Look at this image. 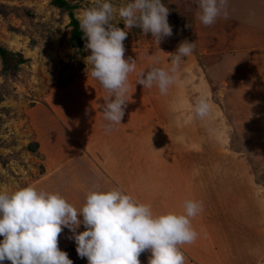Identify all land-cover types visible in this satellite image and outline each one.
<instances>
[{"label":"rangeland","instance_id":"obj_1","mask_svg":"<svg viewBox=\"0 0 264 264\" xmlns=\"http://www.w3.org/2000/svg\"><path fill=\"white\" fill-rule=\"evenodd\" d=\"M70 1L78 4L77 17L94 3ZM231 1L237 4L234 10L225 8L227 16L222 12L212 25L205 26L198 19L196 0H162L169 9L173 35L159 45L151 33L144 34L138 27L125 29L116 15L113 22L128 33L123 42L125 59H135L136 70L128 76L122 123L108 131L102 109L111 93L91 76L92 66L86 63L91 51L85 50V43L80 52L70 44L67 12L50 0H0V45L25 57L17 67L4 70L0 61V192L31 185L56 193L57 155L52 140L54 135L55 140L62 133L67 136L64 124L71 131L76 129L75 136L96 130L98 138L133 125L139 129L150 126L140 134V148L156 144L151 166L165 159L173 174L180 177L169 191L186 192L182 190L187 188L189 196L199 191L203 209L212 207L211 214L210 208L205 212L212 216L214 226H220L219 246H180L185 264H264V54H253L246 48L255 43L264 45V5L255 0L251 5L246 0ZM109 2L118 8L129 0ZM246 10L248 24L259 28L252 29V37L258 31L253 38L241 28ZM189 24L191 27H185ZM185 39L195 43V50L182 58L167 94L162 95L155 84L144 88L137 83L141 71L151 67L169 70L171 57ZM201 95L212 106L211 114L204 118L194 112ZM65 102L74 105L71 118V106ZM95 133L89 136L92 140H96ZM143 157L141 151L134 164L141 163V171L146 166ZM66 158L64 152L59 157ZM90 160L97 163L93 168L100 167L98 159ZM122 165L120 162V173L114 167L112 174L124 185L123 178L130 180L135 175H127ZM183 175H187L186 181ZM140 177L144 175L139 176L142 184L145 179ZM95 187H100L99 180L90 173L82 190L75 182L70 185L65 199L81 209L86 194ZM157 206L163 209L162 204ZM231 209L235 216L229 218L227 211L232 213ZM199 232L205 238L210 235L207 229ZM68 236L64 228L58 238L60 250L68 253L73 264H88ZM149 256V251L142 253L141 264H148Z\"/></svg>","mask_w":264,"mask_h":264},{"label":"clouds","instance_id":"obj_2","mask_svg":"<svg viewBox=\"0 0 264 264\" xmlns=\"http://www.w3.org/2000/svg\"><path fill=\"white\" fill-rule=\"evenodd\" d=\"M196 2L198 19L205 26L212 25L222 12L227 16L226 0ZM116 15L125 29L138 27L144 34L151 33L158 45L173 35L169 9L162 0H129L118 8L109 0H94L92 7L80 12L85 50L91 51L86 63L92 66L91 76L111 93L102 109L108 131L121 124L125 116L128 76L136 70V60L125 59L123 42L128 33L113 22ZM194 50V42L181 41L169 70L151 67L141 71L137 83L144 88L155 84L162 95L167 94L182 58ZM194 112L200 118L211 114L207 97L196 99ZM183 207L182 214H154L150 205L119 188L95 187L86 194L79 210L60 193L37 190L31 185L10 193L0 192V264L5 260L11 264H73L68 253L58 246L64 228L69 229L68 239L75 241L79 257L87 258L88 264H141L139 257L146 251L150 252L148 264H185L180 246L197 240L192 218L202 211V204L186 200ZM81 224L86 230L79 232Z\"/></svg>","mask_w":264,"mask_h":264},{"label":"crops","instance_id":"obj_3","mask_svg":"<svg viewBox=\"0 0 264 264\" xmlns=\"http://www.w3.org/2000/svg\"><path fill=\"white\" fill-rule=\"evenodd\" d=\"M231 0H226V6L227 7H233V10L237 7V4H235ZM248 5L253 4L252 0H246ZM261 2V5H264V0H255ZM241 5V4H238ZM244 14V13H243ZM246 20H242V26L241 28L244 29V33L248 34L250 36L249 38H253L255 33L258 31H254L253 37L251 32L252 29H259L254 28L253 25L248 24V16H249V10L245 11ZM243 19V18H242ZM241 32V31H240ZM239 32V33H240ZM252 42V41H251ZM251 49L253 54H264V45L263 44H253V46L246 47ZM261 62V61H260ZM262 63V62H261ZM263 64V63H262ZM264 65V64H263ZM66 105L71 106L65 102ZM73 106L69 107L71 108L69 118L72 117L73 113ZM73 109V110H72ZM135 118V117H134ZM122 123V121H121ZM136 123L138 124V118L136 119ZM66 128L65 134L62 133L61 136L55 140V135L53 138L54 143V150L55 155H57L56 161H55V186L59 189L57 190L55 187V192L60 193L64 198L69 195L68 191L70 188V185L75 182L81 190L83 189V183L86 179V177L89 176L90 173L95 175L97 179L99 180V186L103 187V189H110V188H119L125 192V194L131 195L133 198L137 199L139 202L148 204L151 206L152 211L154 214H160V213H166L169 211L176 212L178 214H182L184 212V201L189 200L191 198L194 201L202 202L200 201L199 197V191L198 193L192 192V194L189 196L186 192H179V190L169 191L170 187L173 183H176L177 179H180V177H177L173 174L172 169L170 166H167L168 163H166V160L163 159L162 161H154V163H157V166L152 167L151 162L152 158L156 153L155 149V143L154 145L147 146L145 148H140V134L145 131L146 128H150V126H142L141 129H139V126H135L131 129L125 128L124 130H116L115 133H110L109 135H103V137L100 136L98 138L94 132L85 133L82 136V134H78L81 132H78L75 136L74 129L71 131V128L67 126V124L63 125ZM95 133V139L92 140L91 137H89L91 134ZM149 134V133H148ZM72 136V137H70ZM149 137V135H148ZM69 138L70 141L67 139ZM72 138V139H71ZM76 139V140H75ZM75 141V143L72 142ZM67 145H72L73 148L68 147ZM71 146V147H72ZM56 147V149H55ZM67 148V149H66ZM64 150V151H63ZM142 151V154H144L145 157H143L145 160L142 161V164L146 165L144 169L141 171V163L134 165L136 161L139 159V153ZM64 153H67L66 161H63L62 159H59V157H62ZM94 160L100 161V167H97V169L93 168L92 165H96L97 163H94L90 160V158ZM131 158L133 161L130 160V162H127L125 158ZM135 161V162H134ZM120 162L123 164L124 168L127 171V175L132 176L133 174L135 177H132L130 180H127V178H123L126 180H122L126 182L124 185L121 183L122 181L120 179H116L113 174V168L115 167L116 173H120ZM135 167V170L134 168ZM140 167V168H139ZM174 168V167H173ZM157 174L158 176H156ZM144 175V178L140 177L141 179H145L142 184H140L139 176ZM187 175H183L182 179L185 181L187 180ZM184 181V182H185ZM109 182V185H107ZM112 182H119L118 185H113ZM132 184H131V183ZM181 186L186 185L181 181ZM113 186V187H112ZM99 187V188H100ZM199 197H198V195ZM188 195V196H187ZM168 198H172V201L166 202L165 200ZM202 198V197H201ZM162 202V203H161ZM72 204V202L70 203ZM162 204L163 209L159 208L157 205ZM228 204L230 205V201H228ZM231 205H234V203H231ZM75 207V206H74ZM78 208V207H76ZM205 208L209 209V213L211 214L212 207L207 205ZM205 208L203 209L202 205V211L198 213V215L195 218H192V225L195 230H197L198 233V240L195 241L193 244H209L212 245L211 248L213 249V246H219V230L220 226H214L212 216L208 215V213L205 212ZM79 209V208H78ZM232 210V209H231ZM230 210V211H231ZM229 213V218L235 216V211ZM220 211L217 213V218H219ZM79 219H83L82 216L78 217ZM239 218H243V215H241ZM234 220V218H233ZM209 230L207 238L200 235L199 230ZM86 230L84 225L81 224L78 231L82 232ZM66 231L68 235H71V232L69 229L66 228ZM200 235V236H199ZM68 236V237H69ZM69 242L70 239H68ZM72 243V242H71ZM75 244V243H73ZM188 244H184L186 246Z\"/></svg>","mask_w":264,"mask_h":264},{"label":"trees","instance_id":"obj_4","mask_svg":"<svg viewBox=\"0 0 264 264\" xmlns=\"http://www.w3.org/2000/svg\"><path fill=\"white\" fill-rule=\"evenodd\" d=\"M50 2L54 6L67 12L70 26L69 41L75 50L80 52L86 42V37L79 27V20L75 14V8L78 7V4L72 3L70 0H50ZM15 56L17 57L16 59L14 58ZM13 60H16V62L14 66H11ZM0 61L3 64L4 70L11 67H17L21 62L25 61V57L21 53H13L6 47L0 45ZM36 145L37 144L34 145V148L37 147Z\"/></svg>","mask_w":264,"mask_h":264}]
</instances>
